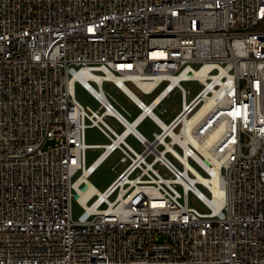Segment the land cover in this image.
Here are the masks:
<instances>
[{
    "label": "built area",
    "instance_id": "2783aa9c",
    "mask_svg": "<svg viewBox=\"0 0 264 264\" xmlns=\"http://www.w3.org/2000/svg\"><path fill=\"white\" fill-rule=\"evenodd\" d=\"M117 76L163 86L129 119L103 88ZM206 89L217 103L193 121ZM172 92L182 106L164 120ZM210 115L226 122L207 157L193 138ZM89 125L108 142L87 143ZM117 153L100 191L89 176ZM0 264H264V0H0Z\"/></svg>",
    "mask_w": 264,
    "mask_h": 264
},
{
    "label": "rangeland",
    "instance_id": "374dc122",
    "mask_svg": "<svg viewBox=\"0 0 264 264\" xmlns=\"http://www.w3.org/2000/svg\"><path fill=\"white\" fill-rule=\"evenodd\" d=\"M127 85L145 102H149L162 88L163 85L159 86L155 90L149 93H143L139 91L136 87H134L130 82H126ZM185 86H195L194 83H191L190 81L184 82ZM104 90L114 96L120 105H117L121 111H124L121 108V105L128 109L131 112V116H129V119H132L134 116H136L139 113V109L136 107L134 102L120 89L118 88L113 82L111 81H105L103 83ZM75 95L76 98L83 103L84 105H88L93 109H97L100 106V103L93 97V95L86 90L84 87H82L80 84H77L75 87ZM182 104V98L181 94L179 92H172L170 93L162 102V104L156 108V112L164 119L167 120V117H171L176 112H178L181 108ZM166 108L164 112H161L160 109ZM106 120L110 125H112L118 132H121L123 130V126L112 116L106 117ZM139 129L142 132L151 133L153 130L157 129V126L155 123L151 120V118H145L139 125ZM107 135L98 127L95 125H89L86 128V141L87 143L91 144H104L108 142ZM127 141L134 146L136 149L140 150L142 146L137 141L134 136H129L127 138ZM102 148L95 147V148H88L87 149V161L90 163L93 161L98 154L101 152ZM120 154H114L110 156L103 164H101L90 176L89 180L100 190L103 191L115 178L118 171L121 169L122 164L118 162ZM190 162L192 165H194L197 169L201 171L203 175H206L204 171H202L191 159ZM159 169H161V172H163V168L158 166ZM199 187L201 190L208 194L206 188H204L202 185L199 184ZM190 203L200 210H205L206 207L202 204L200 200H198L193 194H190ZM83 211L82 207L76 202L74 199L73 201V215L76 218L81 212Z\"/></svg>",
    "mask_w": 264,
    "mask_h": 264
},
{
    "label": "bare ground",
    "instance_id": "6f19581e",
    "mask_svg": "<svg viewBox=\"0 0 264 264\" xmlns=\"http://www.w3.org/2000/svg\"><path fill=\"white\" fill-rule=\"evenodd\" d=\"M211 65V64H209ZM204 68V67H203ZM208 70H200L199 71V76L205 80V77L206 76H209L210 73L207 72ZM96 76V75H95ZM96 78H98L96 76ZM134 81H136L138 84H140L141 86H143L144 88H146V90H151V92L155 89L157 83L160 81V79L157 77L154 81H143L139 78V76H134ZM118 82V84L120 85V89L133 101H137L139 103H145V101L143 99H141L128 85L126 82H129L128 80H125L124 81V77L122 76H117L116 77V80ZM205 82H208V80H206ZM159 93V92H158ZM157 93V94H158ZM205 93V97H204V100L199 104V106H197L196 110H195V115L192 117L193 118V121L194 120H197L199 118H201L202 116H204L208 110H211L213 105H214V102L217 103V97L215 96H209L208 94V89H206L204 91ZM157 94L153 97V99H155V97L157 96ZM100 96L101 98L104 99L103 97V94L100 93ZM162 98V95H159L157 97V99L155 100L156 102H159L160 99ZM205 101V102H204ZM135 104V103H134ZM182 106V104H181ZM181 109V108H180ZM188 110H185L184 113H186ZM239 109H236L234 111V113H238ZM214 119V115H210L209 118L207 119L205 125H208L209 124V127L205 130V136L202 140H197L196 137H194V142L195 144L197 145V147L201 150V152H203L207 157H210V151L208 150V148L210 147V145L212 143H215V141L217 140L218 138V135H219V132H220V129L223 127V125L225 124L226 122V119H220L219 117L217 118V120H213ZM186 123H188L190 121L186 119ZM193 121L189 124V126H192V123ZM215 124L214 126H211V124ZM131 127V126H130ZM191 133V132H190ZM192 135V134H191ZM221 161L216 159V163L213 167L211 166H208L209 170L210 171H216V169H218L219 165H220ZM194 170L197 172L198 174V177L204 181H216L215 178L213 177H210V176H206V175H203L200 171H198L197 169L194 168ZM83 178L85 179L86 178V174L83 175ZM193 179V178H191ZM186 184H189L188 181H185ZM90 183L92 184V182L90 181ZM215 191H217L218 189H220L219 185L217 184L216 186V183L212 184L211 185ZM81 189V188H80Z\"/></svg>",
    "mask_w": 264,
    "mask_h": 264
}]
</instances>
